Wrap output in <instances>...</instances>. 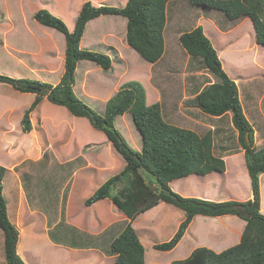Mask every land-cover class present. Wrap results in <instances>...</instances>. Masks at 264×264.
Segmentation results:
<instances>
[{
  "label": "trees",
  "instance_id": "obj_1",
  "mask_svg": "<svg viewBox=\"0 0 264 264\" xmlns=\"http://www.w3.org/2000/svg\"><path fill=\"white\" fill-rule=\"evenodd\" d=\"M178 0H127L124 6L94 5L91 1L83 3L77 16L74 29L70 30L66 22L46 8L34 13V18L47 27L57 29L65 36V71L57 84L32 77H13L0 73V82L12 85L20 92L36 93V98L25 111L23 130L30 131L31 113L47 96L53 104L61 105L73 115L86 118L96 129L102 131L126 161L125 167L109 177L89 196L85 203H93L110 198L132 221L139 214L153 208L161 201L177 206L185 212L174 236L166 242L155 245L159 250L173 249L184 236L193 218L198 215L222 216L235 214L246 221L244 231L238 243L222 251L208 247H197L184 258L167 264H264V214L261 212L260 174L264 172V146L257 148L254 142V129L245 115L239 98L236 82L224 70L216 48L204 33L201 25L195 24L190 30H179L182 47L190 54L191 63L206 69L219 80L208 84L188 103L197 105L203 112L223 119L232 113V123L238 132L239 145L244 149L246 165L251 178L253 198L246 201H213L199 197H186L175 192L170 182L190 174L206 175L210 172H225V160L215 153L214 137L225 133L220 129L209 130L200 135L196 131L170 123L163 114L162 104L147 102L144 84L136 79L124 82L111 96L101 114L92 108L74 90L76 71L79 62L90 60L103 69L110 70V55L84 48L81 41L87 23L101 15H121L127 19V42L142 59L157 64L165 52L164 31L167 22L169 3ZM195 7L208 11L221 12L235 25L239 20L249 17L254 25L256 42L264 45V0H188ZM212 16V15H209ZM192 66V65H190ZM210 82V83H209ZM164 103V101H163ZM164 107V104H163ZM130 113L140 134L141 149L130 146L116 126V117ZM232 129V128H231ZM213 132L215 135H213ZM220 140L226 141V137ZM250 138V143L247 141ZM228 143L220 149H237ZM230 148V149H229ZM47 152L43 160H47ZM77 158L67 162L66 170L71 174L82 164ZM8 169L0 164V227L4 231V252L6 264H26L17 253L19 230L10 220L7 201L3 193L4 179ZM152 176L153 178L148 177ZM61 175V179L66 177ZM148 176V177H147ZM51 176L47 177V183ZM153 181L151 184L150 181ZM53 185V183H52ZM49 188V184L44 185ZM117 188V190H116ZM68 187L64 191L61 207H65ZM126 222L121 232L113 239L111 250L116 254L114 264H159L146 263L145 248L132 222ZM219 225V226H218ZM206 241L228 242L230 232L237 230L231 224H206ZM223 227V229H222ZM225 228L227 230H225ZM216 234V235H215Z\"/></svg>",
  "mask_w": 264,
  "mask_h": 264
},
{
  "label": "rangeland",
  "instance_id": "obj_2",
  "mask_svg": "<svg viewBox=\"0 0 264 264\" xmlns=\"http://www.w3.org/2000/svg\"><path fill=\"white\" fill-rule=\"evenodd\" d=\"M86 1L88 0H0V73H4L13 77L44 78V81L58 83L60 75H63L65 71V62L62 64V62L52 59V57L47 56L50 54L49 51H45V53H43L42 50H40L37 45L34 44L37 43L39 45L42 43L47 47L50 44L52 45L53 42V37L50 36L47 28L44 25L42 26V24L40 25L35 20L34 13L40 8H46L63 19L69 29L73 30L77 18L76 8L81 2L84 3ZM89 1H91L94 5L106 4L124 6V0ZM209 15H212V17L216 18V20H219L224 26L227 24L230 25L231 23L221 12L211 11L210 13V11H208L206 8L192 6L188 0H178L177 3H169L167 22L164 32L167 54L165 55L164 59L162 58L158 64H156L157 66L155 69L160 71L163 67L166 68L163 73L165 74L164 83L166 85L165 109L166 111L170 112L166 116L168 119L171 118V122L170 120L169 122L181 127L192 129L200 135L212 130L213 127L217 126L215 122H219L221 130L225 133H223V135L219 134L215 136L214 141L216 145L215 149L217 150L215 153L221 156L225 153L224 151L221 152V149L219 148L221 144L228 143L230 146H240L232 119L229 117L218 119L219 117L203 112L197 107V105V109L201 111V116L200 118L198 117L197 120H185V122H183L181 121V113H178V111L181 112V87L182 89L184 87V74L181 73V70L184 68V64L181 65V62H183L181 49L184 51V48L180 43L178 32L179 30L187 31L192 29L195 24H197V20L200 16L207 17ZM262 17H264V8ZM122 19H125V17L121 15H103L102 17L93 19L92 22H90L88 28L90 34H88V32L85 33L86 38L81 46L84 48L91 46L88 44V42H94L96 46H99L97 40H93V37H97L98 31H105L107 28H109L111 31H113L112 29H117L121 33L123 31ZM186 21L188 22L185 24ZM248 21L249 24H245L243 28L240 29L244 34L242 38L239 37L238 30L231 34V38L229 39L235 42L237 39H240L238 44L242 47H248V52H245L243 55L244 60L250 63V66H247V69L245 70V75L258 76L264 72V45L258 44L257 51L254 50L253 44L255 42V28L252 24V20L248 19ZM189 26H191L190 29ZM29 29L34 31V37L37 38V40L33 37L28 40L27 34H29ZM54 38L57 40H65L63 34L59 32H56ZM12 43H14L16 47H19L20 50H12L14 49L12 48ZM234 47H236V45H234L233 48ZM93 50L98 51V49ZM132 51L134 52V50ZM133 52H125V55L129 61V69L126 71L127 74L125 76H121L120 78L115 76V74H119L118 70H105L99 64L90 60H83L79 62L74 84V90L76 93L97 112L104 114L106 101L117 92V89H119V87L124 82L131 79H137L142 81L146 88L148 102H150V104L156 102V88L152 83L149 82V63L137 55L136 52H134L135 54ZM186 52H184L185 55ZM169 57L175 61V66L171 69L167 67V65L171 66L169 63H167V59ZM52 60L53 62L51 63ZM223 63L226 72L231 71V68L234 70V68L231 67L232 62H228L227 59L223 58ZM206 71H204V73L201 75L203 78L207 79L205 84H208V80H219L215 75L211 73L209 75L207 73L208 71ZM195 75L198 76L196 73ZM190 80L191 79L187 80L186 83L188 84ZM195 81H199L197 82L198 84L200 83V80ZM263 89L264 88H261L259 91L262 93ZM36 96V93L20 92L13 88L12 85L5 82H0V158H3L8 163L7 165L10 168L15 167V170H17V172L20 174L21 172H27L29 170L33 174L39 176L41 178L40 181L43 180L44 182L47 181L48 176H51L50 179L52 180H60L61 176L59 174H62V170L67 168L66 163L63 162L80 155L79 152H81L84 147L92 145V143H85V146L82 148L84 140L92 141L97 144L102 143V153L104 157L99 158L96 153H90L89 155L94 159V161L98 162L103 160L105 161L103 163H111L109 156V152L111 151H109V147L106 146L108 143L105 142L102 136H100V133L98 132L100 130L94 128L86 118H77L73 116L67 109H65L66 107L52 106V103L46 102L47 96H42V100L32 111V128L30 131L25 132L23 130L22 119L25 111L29 108ZM163 104L162 108L164 114ZM262 105L264 110V100ZM188 106L191 107L190 105ZM247 113L250 117L253 116L251 115L248 106ZM116 126L124 135L132 148L137 150L141 149L142 142L140 140V134L134 125L130 113L117 116ZM257 126V130H259L263 135L264 122L262 120H257ZM68 131H70L69 134ZM213 135H215L214 132ZM221 135L222 137H226L227 140H220ZM254 142L257 148L264 146L263 136L260 135L256 140L254 137ZM50 144H55V150H48L46 156L47 160H41L38 164H35L33 161H35L39 155L43 154V149H45ZM65 145H69L65 148L66 152H71L66 153L67 156H65L66 154L64 155V153L59 150ZM233 151L234 150H230L229 153H232ZM56 154H60L59 156L61 158L57 157ZM49 158H57L58 160L62 161L63 164L56 163L54 160L49 163ZM115 164L118 168V163ZM78 168L77 170L75 169L76 171H74L79 176V174H83V172L80 167ZM88 169L92 173H95L97 170L91 168ZM108 172L109 171H104L102 174L99 173L97 177L101 179ZM223 173V177L218 173H215L214 175L216 179H223L227 187H230L229 185H234V188H237L236 190L234 188V190L229 188L230 193L227 195L232 194L235 196L234 198L244 201L249 195V191L252 187L248 184V178H250V176L248 177L249 173L247 165L242 161V158L236 157L228 159L227 171L226 173ZM198 177L199 174H193L190 179L177 178L171 181L172 185L170 183V186L175 192L181 194V188L189 187L190 182L192 184ZM149 178L153 177L150 176L147 179ZM150 183L152 184L153 181L151 180ZM207 183L209 182L207 181ZM67 187L71 188L70 184ZM67 187H65V189ZM192 188L194 187L191 186L189 189ZM42 190L43 186L41 182L40 191ZM193 192H195V190ZM80 193L81 192H78L76 193L77 195H75L78 197L74 198L72 202L73 208L83 213V216L87 218V216H90L93 212L87 211L83 207L84 204L79 202ZM58 195H60V193H58ZM160 204L161 206L157 208V211L149 214V218L152 221H155V218L157 217L162 222L154 225L153 235L148 234L147 236L149 238L151 237L153 240L157 239L163 242L170 240V238L174 236L179 228L181 214L184 215V212L172 204H167L164 202ZM143 217L145 216H142V218L139 217L136 220L137 223L139 222L138 228L144 227L143 224L141 227L140 223H145L146 225L148 224L147 220ZM223 217H232L222 220L226 224L237 226V224L240 223L233 215H225ZM91 220L92 217L89 218L88 222ZM220 222L221 221L217 220V217L215 216L198 214L194 222L192 224L190 223L188 226L190 227V232H188V234L182 239L180 245L176 249L171 251H160L154 250L147 246L146 260L148 262L166 264V262L171 259L173 261L188 257L194 248L200 247L198 245L200 242L207 240V237H203L202 240L199 238V236L204 235L205 228L203 226H206L207 224L209 228L212 226V224L216 225L220 224ZM225 230L227 229L225 228ZM215 237L216 236L214 235L213 237H210V241H213V238ZM228 241L229 242L226 246H232L238 242V239L234 235L230 236ZM224 242V238H221L219 241V243ZM2 246H4V242L2 243ZM2 263L6 264V259L4 257V252L0 247V264Z\"/></svg>",
  "mask_w": 264,
  "mask_h": 264
},
{
  "label": "crops",
  "instance_id": "obj_3",
  "mask_svg": "<svg viewBox=\"0 0 264 264\" xmlns=\"http://www.w3.org/2000/svg\"><path fill=\"white\" fill-rule=\"evenodd\" d=\"M126 2L127 0H124V5L126 4ZM82 5L83 2H81L76 8L77 16L82 8ZM102 16L103 15L99 17ZM248 19L250 18L246 17L236 22L235 25L229 26V24H227L224 26L221 24L219 20H216V18L212 16H207V17L200 16L197 20V25H201L203 27L204 33L208 36L213 46L216 48L218 56L220 60H222L221 63L224 70L226 69L224 67L223 58L227 59L228 62H232L231 67H233L234 70L231 68V71L227 72V74L237 84L241 104L243 106L245 115L247 116L248 120L250 121L254 129V137L256 140L260 135L263 136L264 138V133L262 135L261 132L256 128L258 127L257 120H262L264 122V110L262 105V102L264 100V89L262 93L259 91L261 88H264V72L263 74L261 73V75L258 76L256 75L246 76L245 70L247 69V66H250V63L244 60L243 55L245 52H248L247 51L248 47H242L241 45H239L238 42L240 39H237L236 42L231 41L229 39L231 38L230 35L238 30H239V37L241 38L243 37L244 34L240 29H242L245 24H249ZM90 22H92V20H90L87 23L85 30V33L88 32V34H90L89 33L90 31H88ZM122 22H123V31L121 33L117 29L115 30L112 29L113 31H111L109 30V28H107L105 31H98L97 37H93V40H97L99 46H96L94 42H88V44L91 46L86 47L92 50L98 49L99 52L103 51L109 53L112 58L111 69L119 71L118 72L119 74H115L117 78L118 77L120 78L121 76H125L127 74L126 71L129 69V61L125 55V52L126 51L133 52L132 50H134L127 42V29H126L127 19L126 18L122 19ZM187 22L188 21H186L185 24ZM39 24L41 25V23ZM45 27L49 31L50 36L53 37L52 45L50 44L49 46L46 47L42 43L39 45L37 43L34 44L37 45V47L40 50H42L43 53H45V51H49L50 54L47 56H50L52 57V59H55L56 61L62 62V64H64L66 41L64 39L57 40L54 38L56 32L61 33L60 31L51 27H47V26ZM189 28H191V26H189ZM85 33L83 35L81 45L85 41L86 38ZM34 36H35L34 31L29 29V34H27L28 40L32 37L37 40V38H35ZM255 38H256V34H255ZM164 39H165V33H164ZM233 43L234 45H236V47L234 48H233L234 46ZM12 44H13L12 48H14L12 50H20L19 47H16L14 43ZM253 45H254L253 47L254 50L257 51L258 43L256 42V40ZM134 52L136 51L134 50ZM184 52H186V50L184 49L183 51V49H181V56L183 57V62H181V65L184 64V68H183L184 70L182 69L181 73L184 74L183 75L184 87L183 89L181 87V112L178 111V113H181V121L183 122H185V120L191 121V120H197L198 117L200 118L201 111H199L197 107L192 106L188 102L189 100L193 101V98H195L198 92H200L205 87V85H207L205 84V81L207 79L201 76L204 73V71H206V69L199 68L198 64L196 63H191L190 54L186 52L185 55ZM136 54L139 55L137 52ZM166 54H167V46L165 44V52L162 57L163 59ZM171 57L167 59V63L171 65V66L167 65L169 69L174 68L175 66L174 65L175 61L174 59H171ZM52 62L53 60L51 61V63ZM148 63H149L148 69L150 71L149 82L152 83L156 88L155 89L156 91L155 95L157 99L156 102L159 101L161 104H163L164 101V114L168 115L170 112L166 111L165 109L166 85L164 83L165 74L163 73V71L166 70V68L163 67L160 71H157V69H155L157 65L152 64L150 62ZM195 73L198 74V76H196ZM208 74L210 75V73ZM61 75L59 77V81L62 77ZM38 79L43 80L44 78H38ZM189 79L191 80L187 84L186 81ZM195 80H200V83L198 84L197 82L199 81H195ZM211 82H215V79L211 80ZM53 84H57V83H53ZM118 90L119 89H117V91ZM46 102H50L48 98H46ZM147 102H148V95H147ZM148 103L150 104V102ZM51 105L61 106L53 103ZM188 105H190L191 107H189ZM247 106L249 108V111L251 112V115H253L252 117H250L247 113ZM75 117L82 118L78 116ZM226 117L232 119V113L228 112ZM218 119H220V117ZM169 120H171V118ZM215 123L217 124V126L213 127L212 130L215 131L216 128L221 130L219 122H215ZM69 132L70 131H68V134ZM98 132L100 133V136L103 137L105 142L108 143V145L106 146L109 147V151H111L109 152L111 163H103L105 162L103 160H100L98 162L94 161V159L89 155L90 153H96L99 158L104 157L102 153L103 152V146L101 145L102 143L97 144L92 141L84 140L82 148L85 146V143H92V145L84 147V149H82V151L79 152L80 155L74 158H70L69 160L63 162V163H67L77 158H82L83 163L79 167L81 168L83 174H79V176L76 174L75 171L77 170L78 167L68 176H66L68 174L66 170L65 171L62 170L63 173L59 175L66 176L64 180L50 179L49 182L51 183H48L49 184L48 189L47 186H45L44 188V185H46L47 183L44 182L43 180L40 181L41 178L39 176L33 174L29 170L27 172H21L20 174L17 172V170H15V167L10 168L7 165L8 163L3 158H0V164L2 163V165H4L8 169L7 175L4 179L3 193L7 201L9 218L19 230L17 253L26 264H114L117 255L112 253L111 243L113 239L121 232L124 224L126 222H130L131 220L108 197L101 199L90 206L86 205L85 200L89 196H91L93 192L97 190L109 177L120 172L125 167L126 161L123 158V156L117 151V149L113 146V144L109 141L106 135L102 131H98ZM235 132L238 136V132L237 131ZM54 145L55 144L53 145L50 144L45 149H43V154L39 155L38 158H36L37 161L35 160L33 162L35 164H38L41 160H43L44 155L48 150L50 151L55 150ZM68 146L69 145H65L59 150L63 152L64 155L66 153H71V152H66L65 150V148ZM215 151L217 150L215 149ZM223 151L225 153L224 155L221 156L222 158H224L226 163L225 173L227 171V161L230 158L241 157L242 161L245 162L246 164L245 152L241 146H239L236 150L234 149L232 153H229L230 150L221 149V152ZM59 155L56 154L57 157L61 158ZM65 156H67V154ZM48 160L49 163L52 160H54L56 163L63 164L62 161L58 160L57 158L56 159L49 158ZM115 163H118V168L116 167ZM88 168L97 169V170L95 173H92ZM104 171H109V172L103 178L99 179L97 175L99 173L102 174ZM215 173H218L221 176L222 174H224L223 172L213 171L206 175H199V177L195 179V181L192 184L190 182L189 187L181 188V195L186 197H191L192 195L193 197H199L202 199H208L213 201L239 200L238 198H234L235 196H233L232 194L227 195L228 193H230L229 188L233 189L234 185H229L230 187H227L223 179H216L214 175ZM191 176H193V174L182 177L181 179H186V178L190 179ZM207 181L209 183H207ZM41 182L43 186L42 191H40ZM170 183L172 185V182ZM69 184L71 188L68 187L69 191L67 194L65 207L63 208L61 207L62 199L64 197V191L67 189V188L65 189V187H67ZM248 184L251 186L250 178H248ZM191 186H193L194 188L189 189ZM234 189L236 190L237 188ZM194 190L195 192H193ZM260 190H261V212L264 214V172L260 174ZM78 192H81L79 196V202H82V204H84L83 207L87 211L93 212L91 213L90 216H87V218L83 216V213L73 208L72 202L74 198L78 197L75 196L77 195L76 193ZM58 193H60V195H58ZM251 198H253L252 188L250 189L249 195L246 197L244 201L249 200ZM163 202L164 201H161L160 203ZM160 203L154 206L153 208L139 214L138 216H136L135 219L131 221L133 227L135 228L137 234L139 235L141 242L144 245L146 263H153V262H148L146 260V247L149 246L154 250H159L155 248V245L158 243H162L161 240H157V239L153 240L151 237L149 238L147 236L148 234L153 235L154 225L162 222L157 217L155 218V221L154 220L152 221L149 218L150 217L149 214L157 211L158 210L157 208L161 206ZM227 215H233L240 222L236 226L237 230L230 232V235L231 236L235 235V237L238 239L239 242L243 228L246 225V221L234 214H227ZM142 216H145L143 218L147 220L148 224L146 225L145 223H140V226L142 227L143 224L144 227L138 228L139 222L137 223L136 220L139 217L142 218ZM196 216L193 218L191 224L194 222ZM223 216L225 215L215 216L217 217V220L221 221L220 222L221 224H224V222L222 221L223 219L232 218V217H223ZM90 217H92V220L88 222ZM184 217H185V212L184 215L181 214L180 223L182 222ZM209 220H214V219H209ZM203 227L207 229L206 226ZM188 232H190V227H188L184 236L181 238L180 242L188 234ZM203 237H206L205 231L203 236H199L201 240ZM3 242H5V235H4V231L0 227V247L4 252V246H2ZM180 242L171 250L176 249L180 245ZM228 242L219 243V241L205 240L200 242L198 245L200 247H208L219 252L230 246V245L226 246ZM171 250H160V251H171ZM4 257H5V252H4ZM170 261L172 262V259L167 261L166 264L170 263Z\"/></svg>",
  "mask_w": 264,
  "mask_h": 264
},
{
  "label": "water",
  "instance_id": "obj_4",
  "mask_svg": "<svg viewBox=\"0 0 264 264\" xmlns=\"http://www.w3.org/2000/svg\"><path fill=\"white\" fill-rule=\"evenodd\" d=\"M247 141L250 143V138L247 136Z\"/></svg>",
  "mask_w": 264,
  "mask_h": 264
}]
</instances>
